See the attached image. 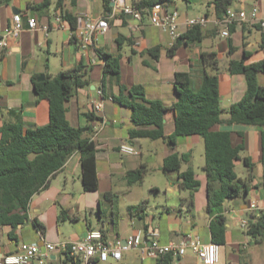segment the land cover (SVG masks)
Segmentation results:
<instances>
[{"label":"crops","instance_id":"crops-1","mask_svg":"<svg viewBox=\"0 0 264 264\" xmlns=\"http://www.w3.org/2000/svg\"><path fill=\"white\" fill-rule=\"evenodd\" d=\"M49 1L47 10H38L35 6L42 0H0V38L11 27L12 15L19 13L23 25L18 36L8 37L7 46L0 51V129L4 124L19 125L26 130L43 127L48 123L49 104L35 93L32 85L34 76L54 77L59 72L74 69L80 64L88 67L86 78L90 82L87 87L89 91L85 88L76 90L65 107L66 118L71 126L91 127L90 133L85 136L96 146L98 188L94 192L83 191L80 155L79 152L72 154L63 168L50 179L48 186L34 195L30 201L29 218L36 219L44 227L43 236L33 227L38 242L34 240L30 243H40L42 239L49 243L77 241L90 230L102 231L108 240L125 239L138 231L155 230L159 233L161 244L178 242L184 237L197 239L203 244L214 243L211 241L209 229L211 219L206 212L207 192L206 177L202 170L204 164L202 137L198 135L179 137L173 148H169L162 140H150L151 143H146L149 139L130 141L128 132L132 128L131 111L113 102L112 95L118 94V87L113 79L109 81L108 90L105 86L104 96L102 93L99 94L102 87L103 65L100 51L116 55L118 51L115 39L120 35L125 38L126 41L119 51L120 84L126 88L142 86L146 100L160 101L167 108L164 113L163 132L165 136H170L174 132V114L171 106L177 100L173 88L175 73H187L190 89L192 92H198L204 75L202 54L214 52L218 59L221 118L226 119L228 109L241 99L246 89L244 76L231 74L229 62L241 60L244 53H247L243 58L245 65L263 60L262 31L257 25L248 22L234 26L232 30L230 29L229 36L223 38L219 30L210 23L202 28L204 38L201 42L191 45L182 43L173 55H169L167 51L174 43L167 32L150 26L147 20L140 31H133L131 26L136 22L128 16L116 14L108 19L109 27L101 36L100 43L97 41L93 47L80 49L71 39L72 29L69 24L62 20L63 27L58 28L55 18L61 17V12L71 14L75 18L82 15L92 19L104 17V1L111 8L110 0H63L61 9L55 8L57 0ZM123 1L126 5L132 6L139 0ZM212 1L174 0L170 3L168 8L178 11L179 36L190 29L186 25L188 19L201 16H206L209 20L215 18L213 8L209 5ZM178 3H184L185 8H179ZM253 6L258 8V17H264V0H236L232 7L243 8L249 12ZM27 18L35 19L34 29H28ZM45 25L48 30L43 29ZM123 29L127 32L124 33ZM255 32H258L259 38L254 36ZM155 48H159L157 60L152 57ZM258 84L264 85V73L258 75ZM93 103L102 104L103 108L99 115L93 113ZM123 110H128L125 116ZM102 119L106 121L103 127ZM211 130L228 132L234 146L243 145L244 151L241 156L248 157L252 164L250 170L246 168L247 175L242 179L248 182V192L223 203L222 214L226 220V229L224 244L218 248V262L215 264H264V245L255 244L246 234V229L241 227L242 222L248 223L251 216L263 215L248 208L251 203H255L260 209H264V168L260 163V128L219 123ZM123 143L132 146L138 154L136 156L120 154L118 147ZM143 147L147 148L148 157L143 155ZM196 150L202 161L198 167L200 172L196 171L193 165ZM172 154L189 157L188 162L181 163L179 172L191 167L199 183L198 189L192 195L191 209L186 203L181 202L182 199L189 198L190 192L179 188L178 173L161 171L163 159ZM153 155L156 159L154 166H151ZM100 164L104 165L101 169ZM239 164L243 163L237 161L235 167ZM141 165L145 166L147 171L158 170L166 177L165 186L162 188L151 186L152 193L159 199L158 210L152 215L147 212V202L143 196L133 195V188L141 184L130 186L125 178L128 171L136 170ZM118 196L124 197L123 205L119 209L127 210L130 206L145 203L144 210L138 214L127 210L126 216L123 215L116 210ZM95 219L96 224L93 225L92 220ZM82 220L85 225L83 233L72 234L69 239L60 236V230L66 222L76 224ZM23 226H18L14 234L15 239L8 236L9 227L0 229V236L6 235L9 242L0 244V255L13 253L20 244H27L22 238ZM12 243L14 247H11ZM62 257L67 258L61 253H54L44 264L47 262L58 264ZM96 264L204 263L190 249H186L181 256H166L159 260H142L137 250H129L122 253L119 261L109 259Z\"/></svg>","mask_w":264,"mask_h":264},{"label":"trees","instance_id":"trees-1","mask_svg":"<svg viewBox=\"0 0 264 264\" xmlns=\"http://www.w3.org/2000/svg\"><path fill=\"white\" fill-rule=\"evenodd\" d=\"M174 0H139L132 4L138 9L150 8L154 4L169 7ZM189 2V0H184ZM236 0H213L209 3L214 16L220 17L228 8H232ZM63 0H57L56 9H61ZM49 0L35 6L38 10H47ZM105 17L111 12L104 1ZM62 20L66 21L73 30L77 19L71 14L62 13ZM233 27H231V30ZM264 43V33H262ZM204 38L203 29L199 26L191 27L180 35L167 53L173 55L180 44L191 45L201 42ZM123 36L115 39L117 54L111 55L100 51L103 61L101 93L104 96L107 77L113 79L118 87V94L112 95L117 105L130 109L132 128L128 132L130 141L135 139L162 140L169 148H173L179 137L198 135L203 140L204 164L202 170L206 177L207 205L206 212L210 217L211 241L222 246L226 220L222 214L224 201L237 198L248 192L247 180L237 177L235 162L241 161L249 170L252 164L248 157H242V144L233 145L228 132H214L212 127L219 123L257 126L260 128V163L264 168V85L258 84V75L264 73V59L245 65L241 60H231L229 68L231 74L244 76L246 89L241 99L230 106L228 117L221 118L222 109L218 93V59L214 52L202 54L204 75L198 92H192L187 73L177 72L174 75V93L176 102L171 106L174 114V132L165 136L163 132L164 113L167 108L160 101H148L142 86L134 85L126 88L120 84L119 59L120 49L125 43ZM153 59H158L159 48L152 51ZM88 67L78 65L74 69L59 72L54 77L45 76L43 81H37L39 76L32 78V85L38 97L49 104V121L39 128L23 130L19 125L4 124L0 129V229L9 227L8 236L15 239L14 234L18 226L31 221L32 226L43 236L44 227L36 220L29 218V204L34 195L44 190L50 179L59 172L68 158L79 152L80 178L84 192H94L98 188L96 172V146L85 135L90 133L91 127H73L66 118L65 104L78 89L88 87L86 78ZM189 157L176 154L163 159L161 171L177 172L178 186L181 190L190 192L188 199H182L191 209L192 195L198 189L199 183L195 179L191 167L180 171L182 162H188ZM146 167L128 171L125 175L128 185L141 184ZM145 203L130 206L131 213H140ZM61 217V215H60ZM246 234L255 244L264 245V215L251 216L246 225ZM9 254V253H7ZM66 260L72 264L79 262L71 257Z\"/></svg>","mask_w":264,"mask_h":264},{"label":"built area","instance_id":"built-area-1","mask_svg":"<svg viewBox=\"0 0 264 264\" xmlns=\"http://www.w3.org/2000/svg\"><path fill=\"white\" fill-rule=\"evenodd\" d=\"M110 16L92 19L87 15H82L77 19L76 26L72 30L71 39L78 48L86 49L93 47L98 38L103 36L108 30V19L113 18L116 14L128 16L136 23L131 26L133 31H140L144 21L147 20L150 26L158 28L168 33L171 41L174 43L179 37L178 27V11L170 9L161 4H154L150 8L138 9L134 6H128L123 0H110ZM252 23L259 27L264 33V17H258V8L253 6L251 11L247 12L243 8H228L220 17L209 20L206 16L195 19H188L186 25L188 27L199 26L206 27L208 24L219 30L220 36L227 38L231 27L242 25L244 23ZM28 29L32 30L36 27V21L33 18L26 20ZM58 28L63 27L61 17L55 18ZM23 25L19 13L12 15V25L4 35L0 38V51L7 46L6 39L8 37L16 38ZM44 30H48L47 25L43 26ZM101 95V91L99 92ZM101 103H93L92 111L99 115L102 111ZM106 125V121L102 119L101 127ZM118 152L122 155L136 156L137 151L127 143H123L118 147ZM249 210L259 212L264 215V209H260L255 203L249 205ZM247 223L242 222L241 227L246 228ZM218 248L215 243L203 244L197 239L184 237L178 242H169L161 244L159 242V233L155 230L146 232L138 231L125 239L114 238L108 240L100 230H90L77 241H69L63 243H49L41 240L40 243L19 245L13 253L0 255V264H44L50 260L54 253H61L66 257H71L79 262V264H96L98 262H106L109 259L119 261L122 253L129 250H137L140 258L144 259H162L166 256L178 257L185 253L186 249H190L204 264H215L218 262Z\"/></svg>","mask_w":264,"mask_h":264},{"label":"rangeland","instance_id":"rangeland-1","mask_svg":"<svg viewBox=\"0 0 264 264\" xmlns=\"http://www.w3.org/2000/svg\"><path fill=\"white\" fill-rule=\"evenodd\" d=\"M178 6H179V8H185V4L184 3H178ZM123 31H124V33L127 32L126 29H123ZM254 36L256 38H259L258 32H255ZM98 41L100 43L102 41V37H99ZM125 48H127V47H125ZM109 81H110V77H107L106 81H105V86L107 87V90L109 88ZM93 84L97 85V83H93ZM85 90L89 91V88L85 87ZM117 107L119 108V106H117ZM123 111H124V112H122L123 116H125L128 110H123ZM146 141H147L146 143H151L150 140H146ZM151 147H153V146H151ZM143 155L148 157L149 153L147 151V148H144ZM155 159L156 158L153 155L152 156V160H151V166H154ZM200 164H202V161L200 160L199 152L196 150L193 165H194L195 170L198 171V172H200V168H198L199 166H201ZM103 167H104L103 164L99 165L100 169L103 168ZM234 171H235L237 177L241 178V179H244L246 177V175H247V169H246V167L243 164L237 165L235 167ZM165 182H166V177L160 171L154 170V169H150V170L147 171V173H146L141 185L135 186L133 188V195L143 196L142 198H144V201L147 202L146 204H147V207H148V211H147L148 214L152 215L153 212L155 213L158 210L157 204L159 203V199H157L156 195L154 193H152V189H151L152 187L151 186H159V188H162L163 186H165ZM125 188H127V187H125ZM116 199H117V201H116V210L120 211L123 215L126 216V213H127L126 211L127 210L124 209V208L123 209H119L123 205L124 197L123 196H118V198H116ZM93 215H95V214H93ZM89 216L91 218H93V216H91L90 214H89ZM92 222H94L93 225H95L96 224L95 223L96 219L94 221L92 220ZM23 227H24L23 230H22L23 241L26 242L27 244H31L30 242L34 241V240L37 241V236H36V233L33 230V226L31 224V221L29 220V222L25 223ZM84 231H85V225H84V221L83 220H82V222L76 223V224H74L73 222H66L65 226H63V228L60 230V236L66 238V239H69L72 234L81 233V232L83 233ZM2 243H9L8 242V238H7L6 235H1L0 236V244H2ZM11 247H14V243H12ZM57 263L58 264H72L71 261L66 260L64 257H62V260L58 261ZM46 264H49V262H47Z\"/></svg>","mask_w":264,"mask_h":264},{"label":"water","instance_id":"water-1","mask_svg":"<svg viewBox=\"0 0 264 264\" xmlns=\"http://www.w3.org/2000/svg\"><path fill=\"white\" fill-rule=\"evenodd\" d=\"M44 79H45L44 75H41V76L37 79V81H43Z\"/></svg>","mask_w":264,"mask_h":264}]
</instances>
